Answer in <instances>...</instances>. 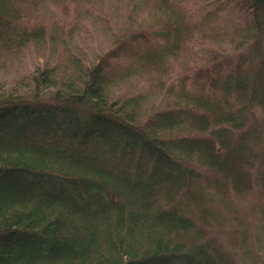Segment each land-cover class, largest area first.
Wrapping results in <instances>:
<instances>
[{"label": "trees", "instance_id": "trees-1", "mask_svg": "<svg viewBox=\"0 0 264 264\" xmlns=\"http://www.w3.org/2000/svg\"><path fill=\"white\" fill-rule=\"evenodd\" d=\"M0 264H264V0H0Z\"/></svg>", "mask_w": 264, "mask_h": 264}]
</instances>
